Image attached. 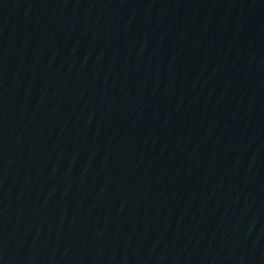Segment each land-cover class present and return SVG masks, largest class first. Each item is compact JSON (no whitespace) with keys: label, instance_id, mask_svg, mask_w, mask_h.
<instances>
[{"label":"water","instance_id":"obj_1","mask_svg":"<svg viewBox=\"0 0 264 264\" xmlns=\"http://www.w3.org/2000/svg\"><path fill=\"white\" fill-rule=\"evenodd\" d=\"M0 264H264V0H0Z\"/></svg>","mask_w":264,"mask_h":264}]
</instances>
